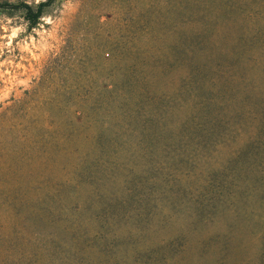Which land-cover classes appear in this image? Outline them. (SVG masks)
Returning a JSON list of instances; mask_svg holds the SVG:
<instances>
[{"label":"rangeland","instance_id":"1","mask_svg":"<svg viewBox=\"0 0 264 264\" xmlns=\"http://www.w3.org/2000/svg\"><path fill=\"white\" fill-rule=\"evenodd\" d=\"M166 1L57 0L32 28L20 12H0V264H65L72 234L63 230L60 217L36 212L35 202L54 184L63 198L73 193L61 188L63 180L76 156L93 152L95 130L117 108L115 91L127 88L130 74L145 79L155 93L175 94L186 70L185 64L173 62L179 34L200 32L205 52H210L207 45L213 47L202 56L224 72L234 70L231 79L239 90H264V0H210L205 7L188 4L184 10L177 4L162 28ZM44 17H51L52 23H44ZM19 27L24 32L13 36ZM213 41L219 44L216 49ZM189 42L194 44V39ZM163 56L170 59L166 73L159 68ZM234 91L239 101L225 100L228 115L221 116L216 127L215 136H220L204 139L199 155L190 142L199 144L200 138L188 139V146L173 153L181 166L169 163L166 156L173 155L164 153L161 145L160 152L139 155L132 147L133 134L120 135L117 149L98 152V164H118L111 170L115 178L127 174L133 181L119 186L99 171L102 196L96 202L128 200L129 206L121 215L117 206L113 213L94 206L81 211V219L89 227L95 209L110 215L98 231L108 238L111 255L121 264H150L147 253L139 252L138 260L134 250L160 242L170 246L162 264H264V149L257 159L241 156L254 166L238 173L222 168L247 143L254 126V120L245 118L247 112L232 114L235 105H242L240 93ZM72 120L75 128H69ZM140 161L145 163L144 176L129 175L139 170ZM152 161L161 164L152 170L146 163ZM211 175L235 179L242 186L236 200L232 188L227 193L213 188L223 182L213 181ZM163 176L176 184L182 178L180 185L192 188L183 196L173 194L178 187ZM50 234L58 238L59 249L46 250ZM83 251L84 257L103 263L102 254L86 247Z\"/></svg>","mask_w":264,"mask_h":264},{"label":"trees","instance_id":"2","mask_svg":"<svg viewBox=\"0 0 264 264\" xmlns=\"http://www.w3.org/2000/svg\"><path fill=\"white\" fill-rule=\"evenodd\" d=\"M56 1L57 0H46V3H41L39 6H37V3L34 1L28 2L23 0L17 3L0 1V12H20L24 21L27 23V27L32 28L35 27L44 16L46 9ZM208 1L210 0L166 1V8L161 16V27L165 28L168 25L169 11L173 8H177V4H179L180 10H184V7H186L185 5L188 4L192 7H205V5L210 3ZM174 10L180 11L177 9ZM193 39L194 44H190L189 41ZM176 42L177 44L173 46V62L177 63V65L185 64L186 70L179 76V86L181 87L177 88L175 94L161 93L160 91L159 93H155L146 85L147 82L145 79L137 74H130L127 88H121L115 91L117 98H115L114 103L117 108L113 107V110L106 115L108 118L107 121L100 122V126L95 130L96 134L94 138H96V141L93 152H84L76 156L71 165L70 174L68 177L65 176L66 178L63 180L61 188H68L72 190L73 193L70 194L69 197L63 198L61 197L62 195H59L61 191L56 190L58 188L57 185L54 184L51 191L45 194L40 200H36V212L38 210V212L42 214H48L51 219L53 217L56 218V216L60 217V220L64 222L63 230L68 234H72L69 252L67 251L63 255L65 264H121V262H118L117 259L111 255L108 238H106L105 234L98 231L102 228L103 221H106L110 215H99L98 211L95 209L89 216V227L84 224L81 219V211L92 209L94 206L101 205L102 207H107L111 212L114 210L115 206H117L120 215L121 212L129 206L128 200L122 201L108 198L109 200L105 202H96L99 198V194L102 196L98 188V181H100L98 177L99 171L108 175V180L113 181V184L119 183V186H122V184L128 185L133 181V179H126L127 174H124L121 178H115L111 170L115 167L118 168V164H98L100 158V156L97 158L98 152L106 154L112 149H117L119 147L117 140L120 135L133 134L135 142L132 147L139 155L145 154L148 156L155 152H160L161 145L164 153L168 151V155H173L171 157L166 156V159H170L169 163H171V165L181 166L182 164H178L177 159H174L176 157L173 153L179 147L184 145L188 146L189 142L186 141L192 138V136H197L200 138V143L198 144L192 141L190 145H194L199 155L201 148L206 146L203 142L204 139L209 140L220 136L219 134L215 136L217 135L216 127L219 122L221 123V116L228 115L225 109L227 102L239 101L237 94L235 97L233 96L235 94L234 90H236L241 95L240 103L242 105H235L232 114L240 115L243 111L245 113L247 112L250 117L243 113L242 115H244L245 118L248 117L254 120L253 132L251 136H249L247 143H245L237 153L229 156L228 161L222 168H225V172L227 169L233 168L238 173L240 169H247L254 166L249 160L243 162L240 159L241 156L245 155L247 159H257V152L264 149V90H260L257 87H251V91L247 89L239 90L238 87H236L235 81L231 79V73L233 74L234 72L232 71L234 70L224 72L221 66L210 64V62L207 61L208 56L202 55H209V53L213 51V47L210 48V46L208 47L207 45L210 52H205L203 49L205 40L200 36V32L193 31L191 36H183V33H181ZM196 43L200 47H198ZM212 45L216 49V46L219 44L213 41ZM169 60L168 56L162 57L159 67L162 73L167 72L168 68L166 67V62ZM154 76V74H151V77ZM242 81L246 82L243 78ZM207 91L210 92L207 93ZM185 92L188 94V97H185ZM212 113L215 114L216 117H211ZM110 117L111 126L108 125ZM68 125L69 128L70 125L75 128V121H70ZM112 127L113 129L111 130ZM109 129L111 132L107 136L106 132L109 131ZM125 144L126 143H122L124 146ZM122 145H120V148H122ZM178 160L184 162L180 159ZM146 163H148V166L152 170L156 169V163L161 164L156 161ZM138 165L139 170L135 171L132 169L131 172L128 171V174L136 173L141 175V177L144 176L143 168L145 163L141 164L140 161ZM165 171L172 173L173 170L165 169ZM209 177L212 178L213 181L217 180L223 182L219 185L212 184L213 188L219 189L221 192L225 189V193H227L229 189L232 188L234 193L233 199L236 200L238 187L241 188L242 186L236 181L234 182L235 179L226 181L225 178L220 179L218 175H211ZM163 179L170 180V177L163 176L162 180ZM181 180L183 179L179 178L178 184L174 183L173 180L169 181L179 189L177 190L178 193H174L172 190L173 194L183 196L186 188L188 190L192 188L190 185L181 186ZM184 182L188 183L185 180ZM231 183L233 186H231ZM234 187L236 189H234ZM124 189H126V187ZM171 189H174L172 185ZM82 190H85L86 194H83ZM221 192L218 191V193ZM108 194L110 195L113 193L108 192ZM68 199L69 201H67ZM132 208L133 212L137 211L135 206ZM125 216H121V218H125ZM91 236H96L97 238L94 241L86 242L87 238ZM47 237L46 250L51 248L59 249L56 247V245L59 244L58 238L52 234ZM85 247L88 251L102 254L103 263L96 262V260L94 261L89 257H84L83 250ZM166 247L170 248L168 243L160 242L156 246L148 244L144 248H139V250L135 249L134 252L138 260L140 258L142 259L139 252L143 251V253H147L151 258L150 264H162L160 259L165 255ZM76 254H79L81 258H76Z\"/></svg>","mask_w":264,"mask_h":264},{"label":"clouds","instance_id":"3","mask_svg":"<svg viewBox=\"0 0 264 264\" xmlns=\"http://www.w3.org/2000/svg\"><path fill=\"white\" fill-rule=\"evenodd\" d=\"M36 3H37V6H39L41 3H46V0H36ZM43 19H44V23L46 24L52 23L51 17H44ZM23 32H24V28L19 27L13 32V36H16L17 33H23Z\"/></svg>","mask_w":264,"mask_h":264}]
</instances>
